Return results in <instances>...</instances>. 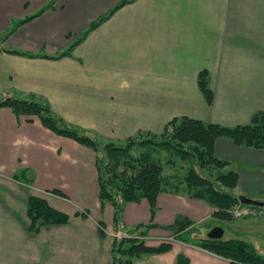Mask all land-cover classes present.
I'll return each mask as SVG.
<instances>
[{"label": "crops", "instance_id": "crops-1", "mask_svg": "<svg viewBox=\"0 0 264 264\" xmlns=\"http://www.w3.org/2000/svg\"><path fill=\"white\" fill-rule=\"evenodd\" d=\"M49 1L0 0V101L42 96L66 121L116 141L160 133L174 117L233 127L264 112V0H133L58 58L50 56L122 0H58L18 24ZM202 70L209 72L211 105L198 85ZM33 119L0 107V264H112L115 211L110 202L101 208L95 151ZM215 153L233 162L238 195L264 200V148L221 137ZM32 195L69 214V222L31 232ZM213 212L183 193H160L154 215L146 198L127 202L123 228L159 225L148 232L150 245L171 239L162 226L180 215L200 229L135 264H178L179 255L188 264H230L196 244L201 230L216 225ZM230 220L237 230L226 236L223 228V237L244 239L262 253L264 216Z\"/></svg>", "mask_w": 264, "mask_h": 264}, {"label": "trees", "instance_id": "trees-1", "mask_svg": "<svg viewBox=\"0 0 264 264\" xmlns=\"http://www.w3.org/2000/svg\"><path fill=\"white\" fill-rule=\"evenodd\" d=\"M58 0H50L37 14L19 21L22 24L48 8H54ZM133 0H122L106 14L93 21L67 49L52 58L70 55L74 47L87 35L109 18L118 8ZM13 31L10 29L2 39ZM11 53L35 56L20 51ZM198 85L207 103L214 101L210 87L209 72L202 70L198 75ZM12 108L17 116H26L28 121L37 117L50 130L75 139L92 148L96 153L99 172V200L101 208L107 202L114 207L116 231H124L127 236L113 237L112 264H135L147 254H160L173 248L172 241L150 245L140 236H147L150 228L159 225L140 223L132 228H123V212L127 202H139L146 198L152 215L157 208V198L162 192L186 194L200 199L214 208L213 217L219 220L233 219L232 209L240 202L236 193L239 184L238 172L229 159L219 158L215 153L218 138L227 137L237 145L264 148V112L255 113L249 124L227 127L217 123H207L189 116L174 117L168 121L162 132L138 131L123 141H116L92 134L91 131L66 121L55 113L50 102L39 95L22 98L9 97L0 101V107ZM167 166L172 171L167 172ZM29 230L38 233L45 225L65 224L70 215L51 206L42 197L32 195L28 199ZM193 225L186 216H179L171 225L163 228L174 234V239L185 240L184 233ZM135 234H138L135 235ZM196 244L230 261V264H264V256L248 241L240 238L225 239L206 237L196 240ZM178 264H188L183 255L178 256Z\"/></svg>", "mask_w": 264, "mask_h": 264}, {"label": "rangeland", "instance_id": "rangeland-1", "mask_svg": "<svg viewBox=\"0 0 264 264\" xmlns=\"http://www.w3.org/2000/svg\"><path fill=\"white\" fill-rule=\"evenodd\" d=\"M1 39V38H0ZM170 171H172V167H170V166H167V172H170ZM212 224V223H211ZM209 225L208 226V229H205V234H204V229H203V231L201 230V232L200 233H202L203 232V237L204 238H206V236L209 234V232L211 231V229L213 228L212 226H214V225ZM215 226H220V227H222V228H225L226 229V236H230V234H232V232L233 231H236L237 230V227H238V222H237V220H219V219H217L216 220V222H215ZM214 226V227H215ZM190 229H192L193 231H199L200 229H199V227H196V228H194V226H192V227H190V228H188L187 230H190ZM207 230V231H206ZM135 235H137L138 236V234H135ZM171 239H166L167 241H162V242H168V241H173V240H175L174 239V234L173 233H171ZM189 236V235H188ZM139 237V236H138ZM142 239L144 238L145 240H146V238H148L147 236H140ZM153 241V242H152ZM154 241H155V239L154 238H152L149 242H148V244H151V243H154ZM146 242H147V240H146ZM160 244V243H159ZM158 244V245H159ZM257 250V249H256ZM261 251H262V253H260L259 251V253L260 254H262L263 256H264V248H262V249H260Z\"/></svg>", "mask_w": 264, "mask_h": 264}, {"label": "built area", "instance_id": "built-area-1", "mask_svg": "<svg viewBox=\"0 0 264 264\" xmlns=\"http://www.w3.org/2000/svg\"><path fill=\"white\" fill-rule=\"evenodd\" d=\"M232 215L234 218L242 219L246 217H261L264 216V207L251 206L239 202L232 209ZM113 236L123 237L127 236L126 232L118 231Z\"/></svg>", "mask_w": 264, "mask_h": 264}, {"label": "water", "instance_id": "water-1", "mask_svg": "<svg viewBox=\"0 0 264 264\" xmlns=\"http://www.w3.org/2000/svg\"><path fill=\"white\" fill-rule=\"evenodd\" d=\"M240 201L247 205L264 207V200L253 199L246 195H241ZM223 234H224L223 228L220 226H215L209 232L208 237L218 238V237L223 236Z\"/></svg>", "mask_w": 264, "mask_h": 264}]
</instances>
